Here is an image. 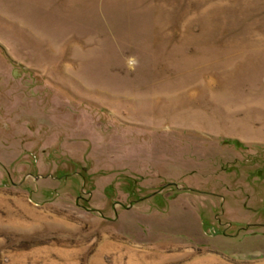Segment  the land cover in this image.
Returning a JSON list of instances; mask_svg holds the SVG:
<instances>
[{"label": "rangeland", "instance_id": "rangeland-1", "mask_svg": "<svg viewBox=\"0 0 264 264\" xmlns=\"http://www.w3.org/2000/svg\"><path fill=\"white\" fill-rule=\"evenodd\" d=\"M0 264H264V0H0Z\"/></svg>", "mask_w": 264, "mask_h": 264}]
</instances>
